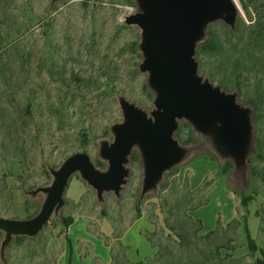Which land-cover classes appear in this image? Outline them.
<instances>
[{"label": "rangeland", "instance_id": "rangeland-1", "mask_svg": "<svg viewBox=\"0 0 264 264\" xmlns=\"http://www.w3.org/2000/svg\"><path fill=\"white\" fill-rule=\"evenodd\" d=\"M236 4L237 20L242 17L251 24L243 0ZM143 12L137 0H0L1 218H36L48 197L47 192L39 190L53 185V172L59 171L72 155L86 153L99 172L108 173L109 161L102 150L114 142L113 127L124 121L121 99L153 118L158 92L150 86L151 74L140 70L144 60L142 31L126 24L127 17ZM233 29L223 16L209 22L203 38L196 43L194 59L204 81L235 94L237 103L250 110L252 139L240 165L218 154L216 129L201 132L191 120H178L175 139L185 156L163 174L154 188L144 192L146 164L138 144L128 156V176L118 194L105 192L99 199L76 172L66 188L64 205L55 210L37 236L14 235L3 246L6 232L0 230V264H61L67 248L66 225L75 217H85L93 229L107 219L116 226V236L142 218L150 228L145 233L152 246L164 255L160 262L152 258L142 264H165L172 258L185 263L193 253L179 252V239L166 226L172 213L170 222L174 224L176 215H181L199 250L209 254L215 246H223L224 264H255L263 258L264 86L263 102L257 108V100L261 99L256 85L262 80L264 84V77L246 74L239 81L233 74V61L240 58L245 47L238 37L231 36ZM213 36L217 48L203 49ZM234 46L239 52L230 50ZM257 56L264 58L260 51ZM30 104L33 107L28 111ZM202 158L219 163L239 202L236 217L220 223L219 233L210 240L194 236L198 225L184 218L185 209L208 198L207 206L196 216L202 217L207 227H213L222 209L217 195L221 187L209 196L215 173L199 186L207 189L206 194L187 193V189L199 188L192 187L193 163ZM84 186L86 192L77 200ZM243 197L251 198L246 205L241 203ZM183 200V210L177 213L173 208ZM245 223L256 241L257 252L249 249ZM112 246L113 264H131L121 245Z\"/></svg>", "mask_w": 264, "mask_h": 264}, {"label": "water", "instance_id": "water-1", "mask_svg": "<svg viewBox=\"0 0 264 264\" xmlns=\"http://www.w3.org/2000/svg\"><path fill=\"white\" fill-rule=\"evenodd\" d=\"M137 1L144 12L127 17L126 24L142 31L144 60L140 70L151 74L150 86L158 92L153 118L121 99L124 121L113 127L114 142L102 150L109 161V172H99L86 153L69 157L59 171L53 172V185L39 190L47 192L48 197L36 218L17 221L0 217V230L6 232L3 246L14 235L39 234L55 210L64 205L66 188L76 172L99 199L105 192L118 194L128 176V156L136 144L145 158L144 192L154 188L163 174L185 156L175 139L178 120H191L201 132L216 129L218 154L234 159L237 166L248 153L252 139L250 110L237 103L235 94L204 81L194 59L196 43L203 38L209 22L223 16L230 27H235L237 4L233 0Z\"/></svg>", "mask_w": 264, "mask_h": 264}, {"label": "crops", "instance_id": "crops-1", "mask_svg": "<svg viewBox=\"0 0 264 264\" xmlns=\"http://www.w3.org/2000/svg\"><path fill=\"white\" fill-rule=\"evenodd\" d=\"M200 160L193 163L195 176L192 180V187L197 189L209 174L215 173L216 181L209 192V196L211 197L216 191L217 194L218 187H221L220 194L217 195L221 198L220 208L222 207V209L217 214L216 220L213 221V227H207L205 220L200 216H196L198 211L207 205L191 211L190 216L196 221H201L205 232H210L220 223H229L236 217L239 202L236 194L229 189L226 174L221 170L219 163L211 158ZM85 192L86 186L81 188L80 193L76 195V199H80ZM149 229L147 223L141 218L125 227L122 233L116 236V226L107 219H104L97 228L93 229L85 217H75L66 228L67 248L61 264H113L114 249L112 245L114 243L125 249V258L128 262L142 264L148 259L154 258L157 253L156 248L152 246L145 233ZM247 229L250 231L249 225L245 223L244 232L246 237Z\"/></svg>", "mask_w": 264, "mask_h": 264}, {"label": "trees", "instance_id": "trees-1", "mask_svg": "<svg viewBox=\"0 0 264 264\" xmlns=\"http://www.w3.org/2000/svg\"><path fill=\"white\" fill-rule=\"evenodd\" d=\"M244 10L249 16V21L251 24H247V22L242 18L239 17L237 20V24L235 25V29L230 30V34L232 37H238L240 40V44L242 43L245 45L243 50L241 51L240 58L232 59L233 63V74L236 76V78L241 81L242 77H244L246 74L250 76L251 74H255L256 78L257 76H263L264 77V58L258 57V52L264 54V0H243ZM217 41L216 38L213 36L211 40L208 42V44L203 46V49H215L217 48ZM238 46V45H237ZM234 46L233 49H230L232 52H239L238 47ZM223 87L225 89H228L229 87L226 84H223ZM263 80L258 82L256 85V91L259 95V98L257 100V108H259L263 102L262 99V88H263ZM32 105H28V111L32 109ZM31 116V115H30ZM226 173V172H225ZM188 195H198V194H206L207 189L203 186L199 187L196 191H190L187 189ZM251 198L243 197L242 203L243 205L247 204V201ZM193 200H191L189 203H192ZM185 200L177 202L175 208L173 210L178 211L177 213H181L183 210V204H185ZM188 203V204H189ZM208 198L203 199L199 204L194 206H189L187 209L184 210L185 213V219L190 222V224L195 225L197 224V228L194 230V236L198 237L201 235V238H205L207 240H210L214 236H216L219 233V226H217L214 230L204 233L203 225L201 222L194 220L189 212L196 210L200 207H203L207 205ZM172 210V211H173ZM174 214H171V217ZM175 223L172 224L170 222L169 217L166 220V226L169 230H171L174 235L179 239V252L182 254L184 253H193L192 256L189 257V259L184 263L183 260L178 262L177 259L172 258L168 262H164L165 264H224L226 261V258L222 256V250L224 249L223 246H215L213 250L209 251V254H206L207 251L199 250L198 247H196L193 244L192 241V235L186 229V225L182 222L181 215H176ZM73 220L65 221L67 223V227L71 224ZM264 222V221H263ZM235 224L239 226V222L234 221ZM264 224V223H263ZM247 240L249 249L251 252H257L258 246L256 244V241L252 238L250 231L247 229ZM205 235V236H203ZM150 241V240H149ZM151 242V241H150ZM263 258L257 259L255 264H264V251L261 252ZM126 259V258H125ZM154 259L157 262H160L164 259V255L159 249L157 253L155 254ZM192 259V260H191Z\"/></svg>", "mask_w": 264, "mask_h": 264}, {"label": "bare ground", "instance_id": "bare-ground-1", "mask_svg": "<svg viewBox=\"0 0 264 264\" xmlns=\"http://www.w3.org/2000/svg\"><path fill=\"white\" fill-rule=\"evenodd\" d=\"M233 1L236 3L237 0H233Z\"/></svg>", "mask_w": 264, "mask_h": 264}]
</instances>
